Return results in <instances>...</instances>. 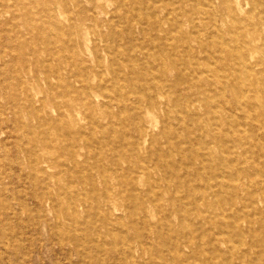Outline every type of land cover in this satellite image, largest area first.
Segmentation results:
<instances>
[{
    "label": "rangeland",
    "instance_id": "rangeland-1",
    "mask_svg": "<svg viewBox=\"0 0 264 264\" xmlns=\"http://www.w3.org/2000/svg\"><path fill=\"white\" fill-rule=\"evenodd\" d=\"M0 264H264V0H0Z\"/></svg>",
    "mask_w": 264,
    "mask_h": 264
},
{
    "label": "bare ground",
    "instance_id": "bare-ground-1",
    "mask_svg": "<svg viewBox=\"0 0 264 264\" xmlns=\"http://www.w3.org/2000/svg\"><path fill=\"white\" fill-rule=\"evenodd\" d=\"M90 1H92V2H94V1H97V0H90ZM60 3H62L61 1H56L55 2V5H60ZM45 9V8H44ZM50 9V8H49ZM38 10V9H37ZM43 10V9H42ZM57 12H59V10H57ZM40 14V13H39ZM73 23H72V25L75 27V28H77V29H79V28H81L83 25H85L81 20H79V19H77V20H75V21H72ZM96 24V23H95ZM83 57V56H82ZM96 58V57H95ZM119 60V59H118ZM118 60H117V62H118ZM48 62L49 63H52L53 65H55L58 69H62V68H64L65 70H67V71H71L69 68L70 67H75L76 68V70L75 71H71L70 73L71 74H73V75H75V76H77V77H79V76H82L84 73L82 72V70H80V69H78V67L76 66V64H74V61H69V60H67L66 58H65V56L64 55H57V56H52V57H50L49 58V60H48ZM95 62H97V64H96V66L97 67H101V60H100V58L99 57H97V60L95 61ZM91 68H92V66H90ZM53 74H55V73H53ZM85 81V80H84ZM107 82V81H106ZM95 88H105V85H103V81H100L99 82V84L97 85V86H95ZM187 91V90H186ZM165 94H164V91L160 88L158 91H156V92H154V91H150V92H148V95H147V97L144 99V102L146 103L145 104V108H146V110H147V112L148 113H151V111L152 110H154L155 108H157L158 107V97L159 96H161V97H163ZM115 97V96H114ZM118 102H120V101H118ZM117 102V103H118ZM194 103H193V101H186L183 105H182V108H183V110H187V109H189V108H191L192 107V105H193ZM200 107V106H199ZM99 112H101V111H99ZM167 117V116H166ZM155 118V117H154ZM84 119V118H83ZM141 119V118H140ZM144 119V118H143ZM145 120V119H144ZM143 120V122L145 123V121ZM139 121V120H138ZM137 121V122H138ZM87 122V121H86ZM148 126V125H147ZM146 126V127H147ZM224 141V140H223ZM216 142H219L218 140L216 141ZM75 145V144H74ZM145 145V144H144ZM207 145V144H206ZM142 147V146H141ZM106 148H107V146H106ZM149 149V148H148ZM53 152V151H52ZM175 156H177V158H176V160H181L182 158H184L183 157V154L180 152V151H177L176 153H175ZM203 162V161H202ZM181 164H182V162H181ZM182 167H184V166H182ZM142 170H143V174L145 175H147V174H150V172L151 171H154V173L156 174V173H164L165 172V176H169L168 175V171H167V169H165V163L164 162H162V161H159V160H157L155 157H148V158H146V164H144L142 167ZM187 168V167H186ZM185 168V169H186ZM177 174V172H175V173H171L170 174V176L172 177H174L175 175ZM185 174L187 175V176H190L191 175V173L186 169V171H185ZM73 176V175H72ZM169 176V177H170ZM83 180V179H82Z\"/></svg>",
    "mask_w": 264,
    "mask_h": 264
}]
</instances>
